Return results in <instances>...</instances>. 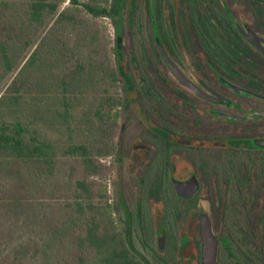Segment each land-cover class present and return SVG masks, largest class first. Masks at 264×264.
<instances>
[{
  "label": "trees",
  "instance_id": "16d2710c",
  "mask_svg": "<svg viewBox=\"0 0 264 264\" xmlns=\"http://www.w3.org/2000/svg\"><path fill=\"white\" fill-rule=\"evenodd\" d=\"M240 1L69 0L64 7L62 0H0V191L4 190L0 215L5 213L6 224L15 221L18 229L16 238L0 234V264H152L131 250L135 223L136 230L150 223L149 229L142 228L145 237L156 234L149 201H166L168 214V207L173 214L177 206L169 203L174 194L165 183L161 187L155 183L143 196V183L137 178L140 188L135 210L131 208L123 185L124 122L116 146L113 140L118 120L129 116L117 108L129 109L144 133L155 136L145 121L150 120L145 105L154 106L151 112L156 119L162 117L157 104L161 101L160 47L174 50L173 43L186 40L180 28L184 20L197 50L219 53L225 45L222 40L239 38ZM142 15L148 18L155 48L143 63L130 58L124 45L126 33L131 39L143 24ZM246 15L250 18V11ZM86 16L114 21V59L101 43V30ZM120 60L131 74L136 101L130 97ZM7 80L11 81L6 86ZM117 88L123 92L120 98L115 96ZM137 144L138 138L128 156H144ZM115 147L120 169L116 205L106 200L107 186L102 192L95 184V177L107 170L101 168L99 158L111 155ZM228 149L260 152L241 165L246 170L238 172L232 183L242 184L240 190H251L254 196L252 205L244 209L258 216L259 247L264 250V148L253 142L248 148L236 143ZM64 159L73 162L74 199L57 207L47 225L44 208L36 207L34 212L20 208L29 199L30 182L46 179L45 174L54 177L58 169L63 170ZM218 209L229 212L230 208ZM116 212L124 224L120 229ZM197 238L199 250L198 224Z\"/></svg>",
  "mask_w": 264,
  "mask_h": 264
},
{
  "label": "flooded vegetation",
  "instance_id": "af4514ba",
  "mask_svg": "<svg viewBox=\"0 0 264 264\" xmlns=\"http://www.w3.org/2000/svg\"><path fill=\"white\" fill-rule=\"evenodd\" d=\"M239 13L236 25L239 38L222 40L225 45L217 50L219 53L197 50L193 40L186 42L183 38L178 44L172 42L174 50L164 46L196 90L178 82L161 51L158 75L161 101L157 104L162 117L154 121L150 118L155 136L140 137L153 148L141 172L147 177L150 163L158 162L152 189L155 183L158 187L165 183L163 173L169 167L177 180L188 181L196 176L200 189L195 197H180L174 185L173 192L181 203L198 206L199 194L206 191L203 202L209 207L219 241L218 264H264L258 216L244 209L252 205L254 196L240 190L244 188L242 184L232 183L237 180V173L245 169L241 165L250 163V156L260 152L228 149L235 148L236 143L248 148L264 138V0H241ZM221 207H229V212L218 209ZM171 232L169 226L165 232L156 233V242L159 239L165 244L164 249L158 245L157 250L168 253ZM143 243L146 250H153L145 236ZM131 250H136L135 245Z\"/></svg>",
  "mask_w": 264,
  "mask_h": 264
},
{
  "label": "rangeland",
  "instance_id": "374dc122",
  "mask_svg": "<svg viewBox=\"0 0 264 264\" xmlns=\"http://www.w3.org/2000/svg\"><path fill=\"white\" fill-rule=\"evenodd\" d=\"M62 1L64 7L67 6L69 3V0H62ZM80 1L82 2L94 1L103 4H111L112 0H80ZM86 17L88 20H91L90 22H92L93 26L101 30L100 33L101 43L105 46V49L108 50V54L112 57V59H114V46H115V38H116V27L114 21L106 18L93 19L90 16H86ZM141 19L143 20V24H139V26L135 30L134 36L131 39L126 33L124 45L126 47L127 54L129 55L130 58L132 59L138 58V60L143 63L145 58L148 59L150 58V56L152 57V53L155 51L154 50L155 48H154V42L151 40V27L149 26L148 18L142 15ZM180 28L187 42V39L189 38H188V33L186 31V24L184 20H181ZM42 29L43 28H40L39 30L42 31ZM120 65L123 71L124 80L126 81V85L129 89L130 97L132 100L136 101L137 100L136 95L134 91L131 90L130 88L131 74L129 71L127 72L126 66L122 60H120ZM133 73L135 74V72ZM10 81L11 80L9 81L7 80L5 85L7 86L10 83ZM117 91L118 94H116L115 96L116 98H120L123 92L120 91L119 89ZM165 102L169 103L168 100H166ZM147 105L148 104L145 105L147 110L146 111L147 116L150 117L152 121L156 120L155 116L151 112V107L154 106L152 105L147 106ZM135 106L138 107L136 104ZM163 107H167V106L164 105ZM117 110H122L126 112L125 114L126 116L127 115L129 116V118L121 117L118 120V124L113 130V137H114L113 140L116 146L124 122L127 128L123 137L125 144L123 185L125 187L126 198L128 199L127 201L130 203L131 208L135 210L137 191L139 188V182L137 178L143 181L144 187L142 186L141 188L142 189L141 194L144 196L145 192H147L146 195L148 196V192L152 190L151 180L153 177H155V175H157L156 171L154 170L157 167L156 165L158 162L150 163V165L148 166L150 171L148 172L147 177L142 175L143 174L141 172L143 171L141 169L142 165L148 163V158H149L148 153L152 152L153 148L147 142L140 140L141 139L140 137L146 134L144 133L145 128L143 130V126L142 128H140V126L136 122L137 121L136 116L132 115L129 109L125 111L124 106L117 108ZM145 121L148 127L151 130H153V124L151 123V121L148 118H145ZM137 138L139 140V144L136 145V148H139L141 152H145L146 154L144 156H141L138 153H136V155L128 156L130 148L132 147L131 144ZM251 147L254 148V146ZM217 149L219 150V148ZM114 150L115 151L108 157L99 158L100 160L99 164L101 168L105 167V169L107 170L106 173L101 172V174L95 177V184H97L96 187L97 189L102 188L101 189L102 192L104 190V187L107 186L108 197L106 198V200H108L111 204L116 205L118 203V198L116 194V184L118 182L120 169L118 162L119 155L116 152V147L114 148ZM72 164H73L72 160L64 159L61 161L63 170L58 169L57 174L54 175V177L45 174L44 176H47L46 179H43L42 181H39L37 183L36 182L33 183L31 181L30 189L28 190L30 195L29 196L26 195V198L29 199L28 201L24 202L23 206L20 209L28 210V212H34V209L36 207L44 208L45 209L44 212L47 211L46 213L47 215H45L43 220L46 221L45 224L50 225L52 221V219L50 218V214L56 212L57 207H64L66 204L68 203L72 204L73 202L74 198L71 196V193L75 188L73 186L75 185L74 181L76 178L72 179L73 175H72V171L70 170ZM171 170H172L171 167L166 169L163 173V177L164 179L167 178L165 181V185L173 192L174 190L172 185H174L173 183L177 179L174 178V173H172ZM3 191L4 190L0 192ZM173 194L174 197L172 201H169V203H171L172 205L177 206L173 214L171 213L170 207H168V210H170V213L168 214L166 201L165 203L162 201L154 203L152 200H150L148 203L152 217V224L153 226H156L154 227L156 233L160 234L162 232H165L167 228L170 226L172 232L170 235L169 247L167 250L168 253H166V250H157L159 239L156 242V234H152L151 235L152 237L151 236L145 237L149 246L151 247V249H153V250H146L145 244L143 243L145 234L142 228H138V230H136L137 223H135V233H134L135 248L141 255H143L146 259H148L152 264H166V263L167 264H202L201 244L199 250L196 244L198 243L197 224L199 225L200 213L205 212L208 214L209 212V207L203 202V199L206 196V191L202 190L201 193L199 194V197L201 198V202L200 205L196 206L197 208H195V206L181 203L182 200L180 201L177 199L175 192H173ZM106 200L104 199V201ZM165 212L166 215H164ZM114 216L117 221V227L119 229L124 227V224L120 220L119 214L116 212ZM3 217H7L5 213H3L2 216L0 215V220H2L0 221V226L3 227V230L0 232V234L4 233L5 234L3 235L4 238H7L9 234H12L13 237L15 236V238L18 237V229L15 224V221L12 224L10 223L6 224V220ZM145 218L149 219L148 217ZM146 222H148V220ZM11 225H13V227H10ZM149 228H150V223H146L145 229H149ZM66 248H67L66 250H68V247Z\"/></svg>",
  "mask_w": 264,
  "mask_h": 264
},
{
  "label": "water",
  "instance_id": "95a60500",
  "mask_svg": "<svg viewBox=\"0 0 264 264\" xmlns=\"http://www.w3.org/2000/svg\"><path fill=\"white\" fill-rule=\"evenodd\" d=\"M247 38L252 40V36L248 35ZM164 59L178 82L185 88L196 90L195 84L185 75V73L176 65V63L171 59L169 54L165 51L164 47H161ZM245 93L243 89H238ZM247 95H253L256 97H261L259 95H254L253 93L246 92ZM256 144L264 148V138L256 140ZM174 188L177 194L184 199H191L195 197L200 189V182L196 176H193L188 181H174ZM199 235L201 244V263L202 264H218L219 260V241L216 237L212 220L210 216L202 212L199 215ZM159 248L164 249L165 245L159 242Z\"/></svg>",
  "mask_w": 264,
  "mask_h": 264
}]
</instances>
